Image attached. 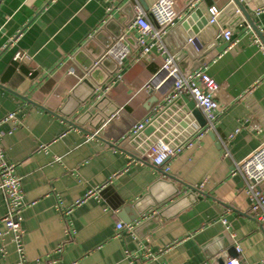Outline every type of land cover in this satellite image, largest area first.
I'll return each instance as SVG.
<instances>
[{
	"label": "crops",
	"instance_id": "1",
	"mask_svg": "<svg viewBox=\"0 0 264 264\" xmlns=\"http://www.w3.org/2000/svg\"><path fill=\"white\" fill-rule=\"evenodd\" d=\"M187 1L178 4L185 16L231 5L202 0L191 9ZM137 2L155 0H0V120L10 113L16 118V124H0V143L20 177L23 258L29 264H209L219 256L259 262L264 223L252 217L242 179L231 167L264 142V47L243 22L225 41L219 32L229 15L216 33L213 27L200 32L199 57L211 55L204 69L220 85L214 99L222 112L214 130L188 135L194 143L165 163L167 171L154 168L145 153L136 159L114 146L135 122L158 111L171 90L146 87L163 58L156 48L138 57L136 30H121ZM241 2L264 33V10L256 12L264 0ZM183 18L165 37L168 51L183 38ZM120 31L129 55L121 77L116 71L101 85L110 84L101 95L120 107L119 116L101 130L86 126L83 132L53 112L74 121L84 110L79 103L89 89L79 82L94 56L86 44L93 39L89 49L99 48ZM101 71L98 78L108 74ZM180 104L178 111L187 107ZM260 188L264 193V181ZM88 191L95 194L75 204ZM149 205L157 206L135 218ZM6 212L0 190V219ZM118 222L126 226L118 229ZM20 257L11 235L3 234L0 264H18Z\"/></svg>",
	"mask_w": 264,
	"mask_h": 264
},
{
	"label": "built area",
	"instance_id": "2",
	"mask_svg": "<svg viewBox=\"0 0 264 264\" xmlns=\"http://www.w3.org/2000/svg\"><path fill=\"white\" fill-rule=\"evenodd\" d=\"M180 0H155L153 4L145 9L139 2L134 5V17L129 27L135 29L137 32L136 44L139 48L138 57H149L153 48L163 58V62L159 71L152 77L147 84V88L161 91L163 88L171 89L170 93L165 97L166 102L185 95L188 96L195 103L196 107L201 112L205 126L200 129L195 138L200 137L205 131H212L215 128L216 119L221 111L219 104L215 101V93L220 89V85L206 73L204 67L206 66L209 57L203 59L200 66L191 72H183L175 59V54L169 52L165 46L164 39L167 36L169 29L178 25L180 20L184 19L185 14L179 8ZM202 0H188L186 7L193 8ZM221 7L211 5L207 8L210 19L208 23H216L217 16L221 12ZM264 10V6L258 7L256 12ZM232 32L227 28L220 30L219 34L228 43L231 42ZM191 41V40H189ZM197 50L196 46L194 45ZM117 65V78L121 77V67L125 57L129 55L128 47L121 39L117 40L109 47L106 53ZM15 58H21L20 52L14 54ZM69 73H73L69 71ZM110 84L101 87V92L108 91ZM151 116L144 117L136 122L130 129V134H136L146 124L150 123ZM6 121H12L16 124L15 113L8 114L5 118L0 120V124ZM11 131H8L10 133ZM4 131L0 130V141ZM92 133L91 136H95ZM193 136V134H192ZM230 134L228 137H231ZM194 143L191 136L180 144L175 146L169 145L162 138H157L145 151L149 163L155 167H163L165 163L170 160L175 154L182 152L184 149L189 148ZM224 155H228L224 152ZM164 166L163 170L167 171ZM232 175L239 176L242 179L243 188L245 189L246 196L250 205V213L257 222L264 223V193L260 188L261 183L264 181V142L261 143L257 149L250 152L249 155L242 158L240 161H234L232 165ZM0 190L6 202V213L1 217L0 224L2 223L5 231H0V237L7 233L11 235L12 242L17 247L18 253L21 255L18 264H29L23 258L24 248L22 245V237L24 230L21 227L22 221V208L24 206L23 194L21 191L20 177L15 174V164L9 163L4 156V151L0 143ZM99 191V190H97ZM95 194L93 191H88L87 195L75 202L80 204L87 197ZM225 223V220L222 219ZM118 229L126 226L123 223H116ZM130 228V227H129ZM146 258H151L152 255L146 254ZM226 264H249L242 262L237 258H229ZM254 264H264V259Z\"/></svg>",
	"mask_w": 264,
	"mask_h": 264
},
{
	"label": "water",
	"instance_id": "3",
	"mask_svg": "<svg viewBox=\"0 0 264 264\" xmlns=\"http://www.w3.org/2000/svg\"><path fill=\"white\" fill-rule=\"evenodd\" d=\"M230 1L231 5L219 13L216 23H208L210 17L207 9L204 13H202V17H200L201 13L199 10H195L185 16V20L179 27L183 38L176 49L169 50L175 54L176 62L183 72H191L202 64L203 59L199 56L204 50H200V41L198 36L205 27H213L214 33H216V24L219 26L225 19V15L230 16L228 21L225 23L228 30L232 32L234 25L238 22H243L257 34L264 47V33H262L253 23L251 16L247 13L241 0ZM143 7L147 9L148 6L144 5ZM196 16H199L200 20H198ZM133 17L134 12L132 16H130L128 20L122 24L121 30L130 25L133 21ZM171 30L172 28L168 30L166 34L167 36ZM122 37L123 33L120 31V33H117V35L108 39L99 48L96 46L95 49H89V43H91L93 39L89 40V43L86 44V49L94 54L91 63L84 68L86 75L79 82V85L85 83L89 89L88 93L79 103L84 104L86 107L79 114H77L74 121L63 116L61 111L53 112L58 117L62 118L67 124H72L73 126L80 128L83 132H89L86 126L97 131L101 130L104 126L111 124L115 117L119 116L120 107L113 104L107 96L101 95V91L98 87H101V85L116 72V63L105 53L111 45ZM164 41L165 43L167 42L166 39H164ZM188 55L189 57H194L195 61L193 63H191ZM101 68H105L108 74L102 75L101 78H98V73H103ZM97 90H99V92ZM181 101H185L187 103V107L183 108L182 111H178L177 107L181 105ZM191 119L196 120V123H191ZM149 122L150 123L146 124L141 130L137 131L136 134L131 135L129 131L136 124L135 122L128 131H125L118 136L116 139L118 140V144L112 145L122 148L124 151L128 152L130 156L137 159L141 154L145 153L146 149L154 143L157 138H162L165 142L169 143L170 147H173L186 141L188 139V135L194 133L193 130H198L201 127H204L206 120H204L201 112L198 108H196L192 99L188 98V96L186 97L185 95H181L170 100V102H164L161 105V108L153 113ZM210 134H212V132H210ZM212 137H214L213 134ZM234 177L236 179H240L237 175ZM188 188L195 190L191 186H188ZM156 206L157 205H149L146 209L139 210L135 218L144 215L150 208L156 209ZM126 207L135 208L136 204H129L126 205ZM226 260L222 258V256H219L214 260V262L209 264H226Z\"/></svg>",
	"mask_w": 264,
	"mask_h": 264
}]
</instances>
